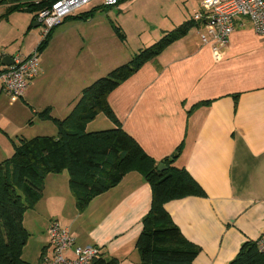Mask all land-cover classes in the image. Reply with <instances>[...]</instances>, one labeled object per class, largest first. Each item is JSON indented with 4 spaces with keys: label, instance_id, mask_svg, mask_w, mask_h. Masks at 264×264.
Here are the masks:
<instances>
[{
    "label": "crops",
    "instance_id": "1",
    "mask_svg": "<svg viewBox=\"0 0 264 264\" xmlns=\"http://www.w3.org/2000/svg\"><path fill=\"white\" fill-rule=\"evenodd\" d=\"M96 7L98 2L90 3L51 30L45 50L54 47L52 54L39 62L37 76L21 97L32 113L49 109L53 119L65 118L88 85L87 65L105 64L108 47L93 21L97 10L80 18ZM5 8L0 5V16ZM24 14L31 22L32 15ZM189 32L155 63L143 64L107 102L123 131L149 157L160 162L174 155L173 165L184 168L203 190L205 197L164 204L172 223L199 249L193 264H228L244 242L256 243L264 232V37L240 19L222 55L214 59L198 29ZM14 56L1 55L0 72L6 67L1 61ZM38 122L45 134L32 132L35 136L55 135L51 121ZM17 123L14 117L4 120L3 127H16L11 135L3 128L9 138L25 137ZM64 172L46 176L41 200L23 216L28 233L39 235L41 250L48 252L43 233L56 220L69 230L75 246H97L104 259L138 264L134 242L150 206L149 185L130 172L77 215L67 208L68 196L73 198ZM22 259L27 262L24 249Z\"/></svg>",
    "mask_w": 264,
    "mask_h": 264
},
{
    "label": "trees",
    "instance_id": "2",
    "mask_svg": "<svg viewBox=\"0 0 264 264\" xmlns=\"http://www.w3.org/2000/svg\"><path fill=\"white\" fill-rule=\"evenodd\" d=\"M53 1L0 0V5H6L0 19H6L13 12H24L32 15L31 22L36 21V14ZM103 8H93L80 18ZM195 28L198 24L192 20L180 24L152 46L138 50L126 64L83 88L65 118L53 119L49 109L34 113L39 121H51L56 133L17 137L11 156L0 162V264H30L22 259L29 238L22 224L23 216L41 200L46 176L63 171L67 173L68 189L77 212H83L95 197L117 186L126 174L140 175L150 187L151 200L134 242L138 264H193L199 249L172 223L164 204L189 196L205 197L203 190L184 168L173 165L174 155L160 162L149 157L123 131L107 97L143 64L155 63L163 50ZM51 30L38 44L37 51L46 47ZM117 35L123 41L118 31ZM99 113L112 122L113 128L86 132V125ZM160 163L164 169L158 171ZM44 251L45 248L37 264H43ZM91 264H117V260L99 256ZM228 264H264V249L246 241Z\"/></svg>",
    "mask_w": 264,
    "mask_h": 264
},
{
    "label": "rangeland",
    "instance_id": "3",
    "mask_svg": "<svg viewBox=\"0 0 264 264\" xmlns=\"http://www.w3.org/2000/svg\"><path fill=\"white\" fill-rule=\"evenodd\" d=\"M198 9L199 5L195 0H123L118 8L97 10L93 21L99 26L100 33L105 37L104 43L108 49L102 58V60H105L104 65L98 67L99 62L87 65L90 71L88 85L105 77L117 67L126 64L138 50L152 46L161 38L164 32H169L180 24L191 20L193 13ZM32 24L27 14L19 12L12 13L7 20L0 19V59L1 55H24L31 54L36 50L43 39V31L41 26L32 27ZM117 31L123 37V41L118 37ZM193 34H196L195 29L190 30L188 35ZM53 48L46 50L44 48L37 52L38 65L44 57L51 56ZM44 50V55L41 57L40 54ZM81 54L84 55L85 52ZM92 59L90 60L92 61ZM25 102L28 101L10 97L6 94L0 95V162L11 156L13 144L17 143L16 137L10 136V139L7 135V133L11 135V128L16 127L13 125L3 127L4 120L14 117L18 122L16 126L20 130L19 134L26 138L35 137V133L32 132L45 134V131L38 126L40 125L39 120ZM23 108L26 109L24 113ZM18 110L20 113H17ZM3 128H7L5 129L7 133ZM111 128H113L112 122L103 113H99L93 121L86 125L85 130L86 132H97ZM67 199V208H71L77 215H83L78 214L79 212H77L74 201L70 196ZM32 215L36 216L34 213ZM84 220L85 217H82L81 222ZM25 226L28 225L25 224ZM31 234L29 233V238L23 248L24 257L28 263L37 264L42 246L39 245L41 242L39 241V235ZM43 238H46L44 233ZM29 258H31V261Z\"/></svg>",
    "mask_w": 264,
    "mask_h": 264
},
{
    "label": "built area",
    "instance_id": "4",
    "mask_svg": "<svg viewBox=\"0 0 264 264\" xmlns=\"http://www.w3.org/2000/svg\"><path fill=\"white\" fill-rule=\"evenodd\" d=\"M122 0H55L36 14V22L42 27L43 37L62 21L89 5L98 2L101 7H117ZM199 9L191 20L198 24V36L203 45H208L214 59H219L227 47L228 38L238 20L248 21L254 33L264 37V0H195ZM37 50L27 56L16 55L12 64L0 72V93L21 98L29 83L39 72ZM47 251L43 264H91L100 256L97 246H75V241L66 227L51 221L46 232ZM264 249V232L256 242Z\"/></svg>",
    "mask_w": 264,
    "mask_h": 264
},
{
    "label": "water",
    "instance_id": "5",
    "mask_svg": "<svg viewBox=\"0 0 264 264\" xmlns=\"http://www.w3.org/2000/svg\"><path fill=\"white\" fill-rule=\"evenodd\" d=\"M33 27H38L39 26V23H37V22H34L33 23V25H32ZM12 59H10L9 57H5L2 61H1V64L3 65V66H9V65H11L12 64ZM164 169V165L163 164H158L157 165V170L158 171H161V170H163Z\"/></svg>",
    "mask_w": 264,
    "mask_h": 264
},
{
    "label": "bare ground",
    "instance_id": "6",
    "mask_svg": "<svg viewBox=\"0 0 264 264\" xmlns=\"http://www.w3.org/2000/svg\"><path fill=\"white\" fill-rule=\"evenodd\" d=\"M7 67V66H6ZM261 237V236H260ZM257 245V244H256Z\"/></svg>",
    "mask_w": 264,
    "mask_h": 264
}]
</instances>
